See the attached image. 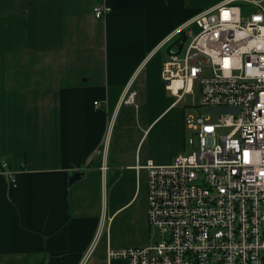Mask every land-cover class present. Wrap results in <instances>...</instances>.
Returning a JSON list of instances; mask_svg holds the SVG:
<instances>
[{
    "label": "crops",
    "instance_id": "obj_1",
    "mask_svg": "<svg viewBox=\"0 0 264 264\" xmlns=\"http://www.w3.org/2000/svg\"><path fill=\"white\" fill-rule=\"evenodd\" d=\"M222 2L0 0V264H81L92 247L104 264L150 243L146 167L187 150L162 45Z\"/></svg>",
    "mask_w": 264,
    "mask_h": 264
},
{
    "label": "built area",
    "instance_id": "obj_2",
    "mask_svg": "<svg viewBox=\"0 0 264 264\" xmlns=\"http://www.w3.org/2000/svg\"><path fill=\"white\" fill-rule=\"evenodd\" d=\"M107 11L94 8L98 19ZM166 46L162 79L176 105L199 92L197 104L184 106L187 150L146 167L147 218L161 241L110 250L105 263L264 264V0L208 7ZM136 98L130 88L123 105L136 106Z\"/></svg>",
    "mask_w": 264,
    "mask_h": 264
},
{
    "label": "rangeland",
    "instance_id": "obj_3",
    "mask_svg": "<svg viewBox=\"0 0 264 264\" xmlns=\"http://www.w3.org/2000/svg\"><path fill=\"white\" fill-rule=\"evenodd\" d=\"M191 30H192V32L194 34L195 33H198L199 32V27H197V25H194V26H192ZM163 57H164V63H165L169 59L168 53H163ZM198 96H199V92L196 89L194 95H187V96H185L182 99L183 101H182V105L181 106H188V105H192V104H197V102L199 101L198 100ZM200 111H204V110L201 109ZM188 112L190 114H197L198 113V110H196V109H189ZM150 232H151V241H150V243L151 242L157 243V242L161 241V234L158 231V229H153V230L150 229ZM113 262H114V264H127L126 262H124L121 259L114 260V261H112V263ZM88 264H97V263L95 262L94 259H92V260H89Z\"/></svg>",
    "mask_w": 264,
    "mask_h": 264
},
{
    "label": "water",
    "instance_id": "obj_4",
    "mask_svg": "<svg viewBox=\"0 0 264 264\" xmlns=\"http://www.w3.org/2000/svg\"><path fill=\"white\" fill-rule=\"evenodd\" d=\"M84 177V172H77L72 175V177L69 180V184H73L77 181H80ZM106 264V263H104Z\"/></svg>",
    "mask_w": 264,
    "mask_h": 264
}]
</instances>
